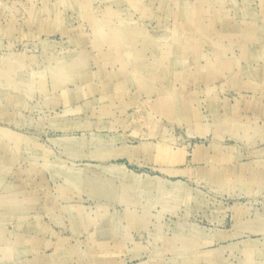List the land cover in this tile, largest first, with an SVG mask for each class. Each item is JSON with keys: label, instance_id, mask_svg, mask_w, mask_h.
Listing matches in <instances>:
<instances>
[{"label": "rangeland", "instance_id": "1", "mask_svg": "<svg viewBox=\"0 0 264 264\" xmlns=\"http://www.w3.org/2000/svg\"><path fill=\"white\" fill-rule=\"evenodd\" d=\"M0 264H264V0H0Z\"/></svg>", "mask_w": 264, "mask_h": 264}]
</instances>
